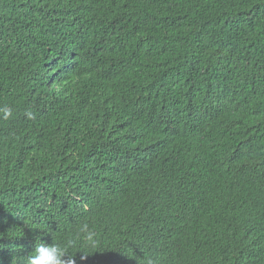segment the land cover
<instances>
[{
	"label": "trees",
	"instance_id": "obj_1",
	"mask_svg": "<svg viewBox=\"0 0 264 264\" xmlns=\"http://www.w3.org/2000/svg\"><path fill=\"white\" fill-rule=\"evenodd\" d=\"M5 106L0 264H264V0H0Z\"/></svg>",
	"mask_w": 264,
	"mask_h": 264
},
{
	"label": "clouds",
	"instance_id": "obj_2",
	"mask_svg": "<svg viewBox=\"0 0 264 264\" xmlns=\"http://www.w3.org/2000/svg\"><path fill=\"white\" fill-rule=\"evenodd\" d=\"M0 114L3 119H9L13 115L10 107H0ZM29 119L34 118L31 111L25 113ZM98 246L95 231L87 224L81 223L71 235L57 240L52 237L51 243L36 242L31 252L26 255H19L15 258L14 264H76L72 249H95ZM83 253L80 259H86L87 251L80 250ZM144 264H160L159 257H146Z\"/></svg>",
	"mask_w": 264,
	"mask_h": 264
}]
</instances>
